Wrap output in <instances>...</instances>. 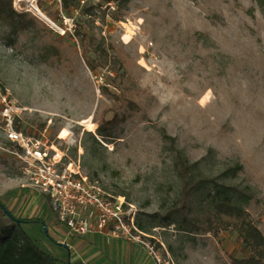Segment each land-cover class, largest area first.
<instances>
[{
  "label": "rangeland",
  "instance_id": "rangeland-1",
  "mask_svg": "<svg viewBox=\"0 0 264 264\" xmlns=\"http://www.w3.org/2000/svg\"><path fill=\"white\" fill-rule=\"evenodd\" d=\"M77 4L14 0V8L35 18L32 24L14 34L0 23V87L21 107L20 126L44 134L104 193L131 203L139 228L172 264H231L232 256L246 252L238 230L252 222L264 234L259 0ZM86 51L96 64L102 57L109 64L91 70ZM105 87L127 97L123 107ZM128 99L141 110L99 136L102 113L108 110L109 119L117 110L127 114ZM226 161L232 168L220 175ZM0 198L16 217L47 223V230L44 224L24 228L61 264H134L128 246L70 233L52 199L30 185L2 135Z\"/></svg>",
  "mask_w": 264,
  "mask_h": 264
},
{
  "label": "built area",
  "instance_id": "built-area-1",
  "mask_svg": "<svg viewBox=\"0 0 264 264\" xmlns=\"http://www.w3.org/2000/svg\"><path fill=\"white\" fill-rule=\"evenodd\" d=\"M15 8L24 10L18 5ZM10 96L9 89L0 87V135L12 144L30 185L52 199L58 219L69 232L76 236L97 232L138 244L155 264H172L155 238L139 228L131 203L123 196L104 193L82 173L79 162L67 160L63 150L44 140V134L34 136L19 128L22 109Z\"/></svg>",
  "mask_w": 264,
  "mask_h": 264
},
{
  "label": "trees",
  "instance_id": "trees-1",
  "mask_svg": "<svg viewBox=\"0 0 264 264\" xmlns=\"http://www.w3.org/2000/svg\"><path fill=\"white\" fill-rule=\"evenodd\" d=\"M76 1H78L77 5H79L81 0ZM259 3L264 9V0H259ZM63 5L69 7V0H63ZM34 19L28 11L23 12L15 9L14 0H0V23L8 27L12 33L18 34L26 30ZM83 38L93 39L89 35H83ZM101 48V45L96 44L93 51L98 53ZM102 50L104 51V49ZM84 57L91 70H95L98 66L109 64L108 57H102L101 60L103 62L96 64V61L92 59L88 51L85 52ZM104 90L109 91V88L105 87ZM109 92L117 100L122 99L121 106L123 107L127 97L122 93L117 95V93ZM126 107L127 114L120 113L117 110L110 119L106 118L108 110H105L102 113V124L98 126L97 134L101 137L107 136L109 128L120 124L125 119V116H133V114L141 110V107L134 100L127 101ZM18 126L22 128L20 124ZM93 138L96 142H99L95 136ZM24 224H44L48 228L47 223L43 219L16 217L0 198V264H61L63 260L46 251L39 241L24 228ZM210 225L211 229L218 234L216 227L211 223ZM237 232L246 252L241 257L232 256L231 264H264V234L261 229L254 223L248 222L246 226ZM76 264L91 263L81 261Z\"/></svg>",
  "mask_w": 264,
  "mask_h": 264
},
{
  "label": "crops",
  "instance_id": "crops-1",
  "mask_svg": "<svg viewBox=\"0 0 264 264\" xmlns=\"http://www.w3.org/2000/svg\"><path fill=\"white\" fill-rule=\"evenodd\" d=\"M91 239H94L96 240L97 242L100 241V239L102 238V235L103 234H100V233H97V232H94V233H90L88 234ZM105 236V235H103ZM77 237H81L83 238L84 236H77ZM106 239H108L109 243L112 245V246H122V245H125V246H128V248H132V252H135L136 254V257L134 259V264H146L147 261H150L151 264H155L154 261L148 256L146 255V253H143L142 249L139 248L140 245L138 244H131L129 245L127 242L125 241H122V240H118V239H113V238H109L106 236ZM106 242V241H105ZM107 243V242H106ZM100 244V243H99ZM133 246H136V247H133ZM85 262V261H84Z\"/></svg>",
  "mask_w": 264,
  "mask_h": 264
},
{
  "label": "bare ground",
  "instance_id": "bare-ground-1",
  "mask_svg": "<svg viewBox=\"0 0 264 264\" xmlns=\"http://www.w3.org/2000/svg\"><path fill=\"white\" fill-rule=\"evenodd\" d=\"M199 163L200 162L198 161V162L192 163V165L197 166V165H199ZM239 163L237 162L238 165H239ZM240 166H241V164H240ZM231 168H232V165H228V161L224 162L223 166H222V169H221V174L220 175H226V174L228 175V173H229Z\"/></svg>",
  "mask_w": 264,
  "mask_h": 264
},
{
  "label": "water",
  "instance_id": "water-1",
  "mask_svg": "<svg viewBox=\"0 0 264 264\" xmlns=\"http://www.w3.org/2000/svg\"><path fill=\"white\" fill-rule=\"evenodd\" d=\"M45 230H47L46 225H44ZM68 264H72L70 261H68Z\"/></svg>",
  "mask_w": 264,
  "mask_h": 264
}]
</instances>
